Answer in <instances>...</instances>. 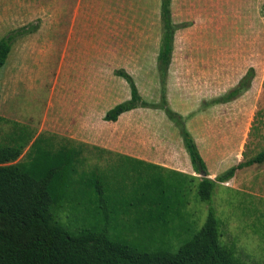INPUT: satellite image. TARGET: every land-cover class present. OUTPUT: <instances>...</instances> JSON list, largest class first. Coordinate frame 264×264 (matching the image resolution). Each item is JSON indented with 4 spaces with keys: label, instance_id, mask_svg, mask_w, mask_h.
I'll return each instance as SVG.
<instances>
[{
    "label": "rangeland",
    "instance_id": "rangeland-1",
    "mask_svg": "<svg viewBox=\"0 0 264 264\" xmlns=\"http://www.w3.org/2000/svg\"><path fill=\"white\" fill-rule=\"evenodd\" d=\"M110 5L111 0H0V39L34 28L17 38L0 70V115L27 126L34 138L46 135L54 148L81 146L78 170L96 171L106 181L111 227L119 232L150 231L153 199L173 184L185 185L189 204L182 221L169 227L161 221L157 228L182 232L172 240L177 248L208 214L196 194L199 177L194 183L109 148L123 149L132 124V137L150 151L177 149L181 128L163 109L166 100L183 116L199 150L223 171L264 151V0H173V20L181 28L165 81L157 60L161 0H115L116 20L108 24ZM250 67L251 86L231 101H218ZM121 68L149 106L110 125L107 110L131 96L128 82L116 74ZM11 131L3 124L0 140ZM29 148L19 160H27ZM213 205L225 223L223 245L242 264H264V162L218 183ZM94 208L88 215L67 205L60 217L72 229L103 224L104 204L97 199ZM181 222L191 227L182 231ZM139 238L128 239L139 247L157 245L146 235Z\"/></svg>",
    "mask_w": 264,
    "mask_h": 264
},
{
    "label": "trees",
    "instance_id": "trees-1",
    "mask_svg": "<svg viewBox=\"0 0 264 264\" xmlns=\"http://www.w3.org/2000/svg\"><path fill=\"white\" fill-rule=\"evenodd\" d=\"M172 1L161 0L163 34L157 60L164 81L173 58L176 32L181 28V24L173 20ZM32 31L34 28H24L0 39V70L17 38ZM116 74L128 82L131 96L107 110L105 121H117L127 111L149 106L128 71L121 68ZM254 76L255 68L250 67L239 83L218 101L237 98L251 86ZM162 107L169 118L179 123L193 168L199 175L190 179L195 183L199 177L197 188L195 183L196 194L208 205L206 220L200 228L186 232L189 236L177 248L172 240L179 238L182 232L157 229L162 228L158 225L161 221L167 220L166 227H169L171 222L183 219V208L188 201L184 198L186 186L179 182L153 199L157 208L150 209L148 222L151 224L147 226L150 231L124 233L113 229L107 208L110 199L106 194V181L96 171L80 174L78 170L83 148L68 144L54 148L46 135L34 138L27 126L0 115V129L3 124L13 128L0 140V264H242L235 257L234 249L223 245L225 223L217 214L213 196L218 183L229 181L240 169L263 163L264 151L212 178L183 116L170 108L166 100ZM29 145L27 160H19ZM97 199L104 204L103 224L72 229L60 217L67 205L73 211L91 215ZM162 202L166 206L164 210L159 207ZM179 226L182 231L191 227L182 222ZM130 235L138 239L146 235L157 245L139 247L128 239Z\"/></svg>",
    "mask_w": 264,
    "mask_h": 264
},
{
    "label": "crops",
    "instance_id": "crops-1",
    "mask_svg": "<svg viewBox=\"0 0 264 264\" xmlns=\"http://www.w3.org/2000/svg\"><path fill=\"white\" fill-rule=\"evenodd\" d=\"M95 2H96V0H95ZM90 7L94 8V6H90ZM115 9H116L115 0H111V5L109 6V16H108V18L104 17V20L107 19L108 24L110 22L115 23V20H116ZM161 28H162V24H161ZM161 40H162V30H161V34H160V41ZM160 45H161V43L159 44V49H160ZM175 45H177V33H176V37H175ZM174 50H175V48H174ZM158 53H159V51L157 52V56H158ZM135 109H132L130 111L123 113L122 115H120V117H122L123 115H125L128 112H132ZM108 122L111 125V124L118 123V120L117 121H108ZM127 131L129 132V135H128V138L126 140V143L123 146V149H120L118 147H110L109 149L111 151H115V152L119 153L120 155H126L130 158L137 159L140 161H144L146 163H152L155 166L157 165L158 167L169 169L172 172L177 173L181 176H188L190 178V177L197 175V173L195 172V170L193 168L189 152L185 146V143L183 141L182 136H180V144H179L177 149L172 148L168 152H163V153L157 154V153L150 151L147 147H145L143 145L142 139L137 141L135 137H132V135H131L132 124H130L127 127ZM200 152L206 161V164L208 167V172L210 173V175H209L210 177L215 178L219 173H222L225 171V170L223 171V169L218 167L217 164L214 163L213 161H209V159L206 157V155H204V153H202L201 150H200Z\"/></svg>",
    "mask_w": 264,
    "mask_h": 264
}]
</instances>
